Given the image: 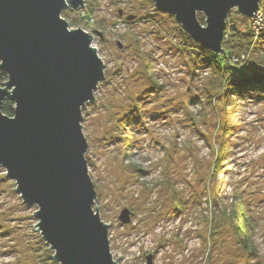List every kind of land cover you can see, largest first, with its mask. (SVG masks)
Masks as SVG:
<instances>
[{
  "label": "rangeland",
  "instance_id": "rangeland-1",
  "mask_svg": "<svg viewBox=\"0 0 264 264\" xmlns=\"http://www.w3.org/2000/svg\"><path fill=\"white\" fill-rule=\"evenodd\" d=\"M85 3L62 16L93 34L105 63L82 125L94 206L109 227L114 260L264 264V96L225 95L215 70L194 60L190 34L153 0ZM230 14L244 22L236 9ZM259 41L243 66L264 71ZM240 198L251 252L227 216ZM38 209L0 165V264H61L34 226Z\"/></svg>",
  "mask_w": 264,
  "mask_h": 264
},
{
  "label": "water",
  "instance_id": "water-1",
  "mask_svg": "<svg viewBox=\"0 0 264 264\" xmlns=\"http://www.w3.org/2000/svg\"><path fill=\"white\" fill-rule=\"evenodd\" d=\"M261 0H153L163 13L203 47L218 54L233 9L249 18ZM86 0H0V165L17 184L25 203L39 209L37 230L61 264H118L109 227L100 217L95 184L88 172L89 143L83 106L104 81L105 63L93 34L71 28L64 9ZM205 16V23L198 16ZM123 15V12L120 11ZM134 19V16L128 17ZM14 115L2 111L5 99ZM129 209L121 221L131 222ZM145 264H154L153 256Z\"/></svg>",
  "mask_w": 264,
  "mask_h": 264
},
{
  "label": "trees",
  "instance_id": "trees-1",
  "mask_svg": "<svg viewBox=\"0 0 264 264\" xmlns=\"http://www.w3.org/2000/svg\"><path fill=\"white\" fill-rule=\"evenodd\" d=\"M260 2V9L264 13V0ZM198 16L200 21L204 24L205 16H203L202 13H199ZM231 16L230 14L226 22L225 38L222 42L224 52L222 54H218L213 50L211 51L203 47L201 43L190 37L193 41L194 60H196L197 64L205 66V68L215 70L219 80L222 82V91L228 97L235 95L245 97L247 94L252 93L264 96V71L250 65L243 66L245 61L242 63L243 60L241 58L253 48V45L255 46L257 44L258 48H260L261 42L259 39L264 38V36L256 38V35H254L252 31L249 17L240 14V16L244 18V22L241 23L235 18H231ZM235 58H238L240 61L236 62L234 60ZM7 77V73L0 68L1 85L5 84ZM14 105V102L6 98L3 103L2 111L6 115L13 116ZM239 200H237L238 204L229 211L227 216L235 233L240 236L239 244H242L244 249L251 252L253 243H251L249 234L250 221L246 215L242 198Z\"/></svg>",
  "mask_w": 264,
  "mask_h": 264
},
{
  "label": "built area",
  "instance_id": "built-area-1",
  "mask_svg": "<svg viewBox=\"0 0 264 264\" xmlns=\"http://www.w3.org/2000/svg\"><path fill=\"white\" fill-rule=\"evenodd\" d=\"M250 25L252 27V31L256 38H260L264 36V13L263 11L258 10L257 13L254 14L253 17L250 18ZM242 63L246 60V55L242 56ZM236 62L240 61L238 58L234 59ZM241 63V65H242Z\"/></svg>",
  "mask_w": 264,
  "mask_h": 264
}]
</instances>
